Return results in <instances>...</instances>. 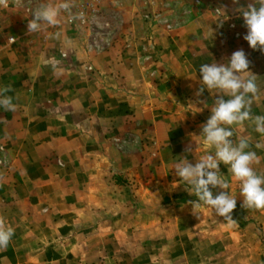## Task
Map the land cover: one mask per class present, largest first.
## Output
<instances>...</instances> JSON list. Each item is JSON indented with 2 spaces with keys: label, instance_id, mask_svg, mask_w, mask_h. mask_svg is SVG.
Returning <instances> with one entry per match:
<instances>
[{
  "label": "crops",
  "instance_id": "1",
  "mask_svg": "<svg viewBox=\"0 0 264 264\" xmlns=\"http://www.w3.org/2000/svg\"><path fill=\"white\" fill-rule=\"evenodd\" d=\"M168 1L186 9L176 7V27L156 30L153 46L143 52H137L141 30L133 19L127 24V13L118 31L130 41L123 44L116 33L97 50L86 45L87 32L73 27H63L65 36L57 30L51 46H42L30 38L36 33L23 32L20 39V23L10 26L8 14L7 22L0 21V86L12 85L8 94L16 104L15 111L0 108V149L6 159L0 166V218L15 229L7 248L0 250V264H149L150 252L142 248L143 257L137 259L132 244L152 242L150 228H178L176 240L167 232L157 236L166 237L159 241H177L182 253L193 254L201 250L202 224L213 227L214 235L231 225L203 205L200 217L194 216L188 201L197 198L172 167L180 157L195 165L206 154L199 135L214 96L207 89L195 95L201 64L224 63L243 49L260 90L251 112L264 115V52L232 40L226 18L213 11L238 12L233 0H155L154 7ZM133 2L138 10L140 0ZM248 2L240 0V5ZM232 128L233 140L251 138L250 150L260 157L253 168L264 174V149L255 147L264 136L248 121ZM118 132L136 134L137 144L143 140L140 151L116 150L110 136ZM188 146L191 152H185ZM219 167L231 184L223 191L236 197L233 217L246 220V228L256 222L263 241L264 210L242 208L238 182L227 166ZM149 170L161 179L162 194L174 193L176 203L156 204L149 184L140 180L150 182ZM124 179L142 182L144 188L120 185ZM219 191L215 188L213 196ZM229 232L239 241L238 234Z\"/></svg>",
  "mask_w": 264,
  "mask_h": 264
},
{
  "label": "clouds",
  "instance_id": "2",
  "mask_svg": "<svg viewBox=\"0 0 264 264\" xmlns=\"http://www.w3.org/2000/svg\"><path fill=\"white\" fill-rule=\"evenodd\" d=\"M239 5L237 11L243 17L247 29L243 39L253 50L264 52V0H250L246 7L240 5V0H233ZM9 0H0V6L7 8ZM72 0H44L33 9V18L28 21L27 32L35 33L44 27H57L63 13L71 14ZM217 15L226 17L223 8L217 9ZM73 20L77 16L71 17ZM222 20L220 21L222 25ZM250 61L243 49L234 51L224 63H204L199 67L200 87L195 95L201 97L208 90L214 96L211 105V115L201 125L200 137L206 154L198 156L195 165L186 156L180 157L173 167L175 175L180 177L189 195L197 199L188 201L192 206V214L200 217L202 205L207 206L215 215L223 217L230 223H235L232 212L237 206L236 197L231 192L223 191L231 188L230 182L221 172L219 165L227 166L228 174L239 184V195L243 198L241 207L247 210H264V174H257L253 168L260 157L256 151L250 150L251 138L240 136L233 140L232 126L250 122L254 131L264 136V115H252L253 103L259 99V87L256 75L249 71ZM53 70L57 68L52 65ZM11 84L0 86V108L5 111H15ZM205 106L207 104L205 103ZM198 110L193 111L196 112ZM255 147L264 149V143L257 142ZM191 146L185 152H191ZM211 186V188H210ZM219 188L215 197L211 189ZM15 229L0 218V250L6 249Z\"/></svg>",
  "mask_w": 264,
  "mask_h": 264
},
{
  "label": "rangeland",
  "instance_id": "3",
  "mask_svg": "<svg viewBox=\"0 0 264 264\" xmlns=\"http://www.w3.org/2000/svg\"><path fill=\"white\" fill-rule=\"evenodd\" d=\"M42 2H44V0H9L7 8L0 6V21H2V18H4L3 22H7L8 20L10 26H12V24L15 25L19 22L21 39V34L23 32L26 35L29 34L26 28L28 21L33 18L32 11L38 6V4ZM140 2V7L137 10L134 8L138 3L133 2V0H102L100 4V13H98V18L96 20L97 22H100V24H93L91 21H87V25L77 24L75 26H71L65 22L67 13H63L61 15V22L59 26L44 27L41 31L35 32L36 34H34V36H31L30 38L32 40L34 39L33 41H36L35 43H37L38 45L44 46V44H47L46 46H51V42H53L51 36L52 38H57L54 37L57 30H59L58 34H60L61 36L63 34L61 30L64 26L73 27L76 30L83 32H87V28L89 27L92 28V30H100L102 33H87L88 40L86 39V45L88 46V44L91 43L92 40H94L95 42H92V44H98L101 46L103 43L104 46H106L108 42H110V38L116 35V33H119L118 28L122 24L121 21L124 13H127L129 18V20L126 19L127 24H130V19H133L135 21L134 28L136 27L137 30H141L140 33L137 31L139 34V38L137 39V41L140 42L137 52L139 49L140 52H143L142 50L145 47L153 46V34L156 30L171 32L176 27V12H178V10H175L177 7L176 3L170 1H168L167 3L161 2V4H159V7H154L155 0L154 3L152 0H140ZM133 5L134 7H132ZM177 8H179V11H183L184 9L183 7V9H181L179 6ZM213 11L217 13V8H215ZM130 12L133 13L131 14ZM187 12L188 10L185 13ZM6 14H8L9 19L7 18ZM229 14L230 15L226 14L227 18L224 23L226 25V29L229 30L232 40L248 44V42L243 39V36L247 31V29L244 27L243 17L239 14V12ZM218 18L225 17L219 16ZM165 24H168L169 28H166ZM97 26L102 27L97 28ZM21 27L24 29L21 30ZM119 34H121L119 40L123 39V44H126L130 41L129 35H127L126 33L120 32ZM63 36L65 35L63 34ZM7 37H12L13 40L12 34L8 35ZM114 39L115 38L113 37V40ZM134 40H136L135 37ZM29 42H31V40ZM61 42V39H57L58 44H60ZM91 47L94 50H97L94 46ZM59 55L62 59L66 58V54L64 51H59ZM135 135H133L132 133L120 134V132H118L110 136V141L115 149L119 152H121L122 150L127 151L131 148L133 150L137 148V151H140L139 148L142 147L143 140H140V143L137 144L139 139L137 140V137ZM5 160V155L2 152V149H0V166L5 164ZM147 173V178L152 177L150 182L144 180L143 178L140 179V177H138V179H140L143 183L149 184L151 191L158 199V202L156 204L161 205L164 204V202L171 201L176 203L177 198L176 196L175 198H173L174 193H172L170 196L162 194L160 187L161 179H159L158 177H154L153 174H151L150 170L147 171ZM123 181L124 182H120V185L127 186L132 184L134 185L132 187L138 188L140 190L144 188L142 186V182H135L133 180V182H130V184H128L127 180L124 179ZM211 190L212 192H214V189ZM137 213H141L142 215L145 214V212ZM237 218L240 219V217H233V219H235V223H230L231 225L229 226V228L233 232L232 235L238 234L240 238H242H239V241H234V239H231L232 237L229 232L230 230L227 227H225L224 229L218 228L220 229V233L214 235L213 227H206L205 224H202V236L199 239L201 250L199 251V253L195 252L192 254V251L189 252L186 250L184 253H182L177 246V241H172L171 243L167 244L164 241H159L160 239H165L166 237H157L158 235L163 233L166 236L168 232V234H170V238L176 240L174 239V237L175 231L178 228L168 229L166 225H159L158 227L150 228V235H152L153 237L152 242L145 243V246L138 241L132 244V254H134L137 259H141L143 257L142 248H145L144 250H148L152 258H149L151 260L149 264H264V257H262L261 254L262 252L264 253V240L262 241L263 236L258 232L257 223L252 222L251 224L253 227L249 226L246 228L245 222L247 221L245 220L239 222ZM161 219L162 218H160V222L162 221ZM139 221H141L140 223L143 224V217L139 218ZM136 225H138V223ZM139 230L140 229L138 225L137 231ZM137 237L140 238L141 235L138 234ZM144 242L145 241H143L142 243Z\"/></svg>",
  "mask_w": 264,
  "mask_h": 264
},
{
  "label": "built area",
  "instance_id": "4",
  "mask_svg": "<svg viewBox=\"0 0 264 264\" xmlns=\"http://www.w3.org/2000/svg\"><path fill=\"white\" fill-rule=\"evenodd\" d=\"M102 0H72L73 8L71 10V14L67 13L66 15V23L75 26L77 24H88L87 21H91L93 24H100L97 22V15L100 13V4ZM77 16L78 19L73 20L71 17ZM164 22V21H163ZM107 25V24H106ZM102 26H97L100 28ZM166 28H169L168 24H165ZM87 33L89 34H99L102 33L100 30H92V28H87ZM8 42L12 41V37L7 38ZM92 42H95L92 40ZM89 43L88 46H94L95 48H100L98 44Z\"/></svg>",
  "mask_w": 264,
  "mask_h": 264
}]
</instances>
